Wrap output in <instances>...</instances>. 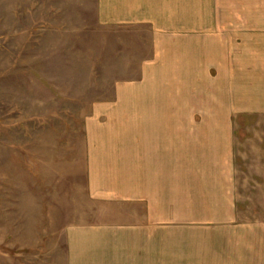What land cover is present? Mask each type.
<instances>
[{
  "label": "rangeland",
  "instance_id": "1",
  "mask_svg": "<svg viewBox=\"0 0 264 264\" xmlns=\"http://www.w3.org/2000/svg\"><path fill=\"white\" fill-rule=\"evenodd\" d=\"M161 1L179 24L158 34L104 23L100 0H0V264H70L69 228L123 212L99 208L116 169L94 162L152 138L197 168L144 221L177 222L180 242L189 230L195 264H235L264 240V0ZM156 44L178 81L160 80ZM188 46L211 54L204 73Z\"/></svg>",
  "mask_w": 264,
  "mask_h": 264
},
{
  "label": "crops",
  "instance_id": "2",
  "mask_svg": "<svg viewBox=\"0 0 264 264\" xmlns=\"http://www.w3.org/2000/svg\"><path fill=\"white\" fill-rule=\"evenodd\" d=\"M161 3V0H100V19L104 23L112 25L153 24L152 26L160 34L163 25L179 24V19L177 17L173 18L171 14L172 7H169L168 12L167 7L162 6L163 3ZM177 28V26L172 27L171 31L169 30L167 33L174 34L173 30L177 31ZM187 32L194 33V31L192 33ZM191 36L193 37L191 38L193 43L195 37L198 42L208 40L204 36H198V38L195 34ZM158 49L156 44V61L154 65L159 63L157 66L159 65L162 72L160 80L162 82L178 81L181 76L180 73L183 74L182 72H184V70L179 69L181 62L177 64L178 69L176 70V64L170 58L169 52L166 51L160 57L158 56ZM205 49L198 50L193 46L186 48L185 51H187L189 57L186 63L189 69H193V72L204 73L205 67H210L209 57H211V54ZM168 68L170 71H168ZM187 72L189 73V70ZM169 98L173 99L172 96L161 97V99ZM142 103H144L143 100ZM175 103H177L176 100H161L162 105H174ZM145 104L152 103L150 101L145 102ZM174 113L165 112L164 115L171 118ZM145 143L147 142L145 141ZM127 147L126 150H120L117 153L119 156L113 155V158L106 156V160L94 162L107 164L106 168L108 169H116L114 176H106L105 179L98 178L108 182L107 184L105 181L103 182L105 188L98 187L105 189L104 192H97L99 208L106 209L110 205H121L123 212H114L113 209L114 213L108 212L111 215L106 219L103 218L91 225L83 224L69 228V263L195 264L194 252L200 246L194 242V236H189V230L186 233L185 242H180L177 222L169 220L167 224H163L161 219L157 223L154 218L148 222L144 221V217L152 215L153 209L155 212L156 208L161 206L164 195L170 198L174 194L176 200H178L180 181L178 182L179 179L177 178L180 174L182 175L184 170L192 171L197 168L194 157L190 155L189 149H185V147H183L184 150L182 148L180 150L176 143L175 145L163 144L160 146L155 138H152L146 146L141 145L138 148L130 145ZM191 176L192 172L184 181H189ZM189 182L186 184H189ZM169 213H172V211L170 210ZM249 243H251L253 257H243V251L247 247L242 244L238 251L240 256L235 259V264H264L262 251L259 257L255 253L256 247L264 250V240L260 243L259 240L251 236ZM180 250L183 252L182 254L185 253L186 261L181 258L184 255H180ZM210 260L213 262L211 264H222L225 258L224 260L223 258H210Z\"/></svg>",
  "mask_w": 264,
  "mask_h": 264
}]
</instances>
